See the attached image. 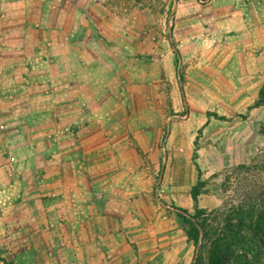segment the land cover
<instances>
[{
  "label": "crops",
  "instance_id": "0c3cea01",
  "mask_svg": "<svg viewBox=\"0 0 264 264\" xmlns=\"http://www.w3.org/2000/svg\"><path fill=\"white\" fill-rule=\"evenodd\" d=\"M78 1L68 20L54 1L35 23L0 7V256L14 264H124L164 232L151 189L181 88L173 53L146 63L139 32ZM235 4L214 7V24L263 37L264 0Z\"/></svg>",
  "mask_w": 264,
  "mask_h": 264
},
{
  "label": "rangeland",
  "instance_id": "374dc122",
  "mask_svg": "<svg viewBox=\"0 0 264 264\" xmlns=\"http://www.w3.org/2000/svg\"><path fill=\"white\" fill-rule=\"evenodd\" d=\"M54 1L68 20V0H0V7H8L14 20L35 23L43 12L47 21L52 19ZM209 1H88L96 6L88 11L92 18L119 20L125 34L139 32V55L146 63L164 59L171 50L172 68L181 83L176 96L168 91L172 102L159 132L160 160L151 189L154 204L167 215L160 229L164 232L160 235L158 229L157 243L140 245L124 264H192L197 248L180 217L184 209L195 214L200 207L218 215L207 246L240 212L257 219L264 210V36L245 23L212 21L214 7H244L245 0ZM42 3H47L43 10ZM156 118L152 114L149 135L155 133ZM199 176L201 193L194 200L191 190Z\"/></svg>",
  "mask_w": 264,
  "mask_h": 264
},
{
  "label": "trees",
  "instance_id": "16d2710c",
  "mask_svg": "<svg viewBox=\"0 0 264 264\" xmlns=\"http://www.w3.org/2000/svg\"><path fill=\"white\" fill-rule=\"evenodd\" d=\"M207 2L209 0H200ZM261 94H264L262 89ZM220 118L224 119L225 116ZM200 172V169H199ZM202 181L192 187L191 194L198 200ZM180 217L188 225L187 234L197 248L192 264H264V210L254 219L253 214L245 215L242 211L238 217L230 219L224 227L215 233L212 243L207 246L205 239L215 230L212 220L218 219L216 213H208L204 208H197L195 214L189 213ZM249 218V222L245 219ZM216 231V230H215ZM248 231H251L249 235ZM227 252V254H226ZM227 258L225 259V256ZM0 264H14L0 256Z\"/></svg>",
  "mask_w": 264,
  "mask_h": 264
}]
</instances>
